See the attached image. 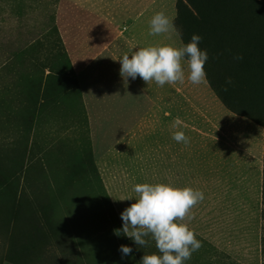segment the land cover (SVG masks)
<instances>
[{
	"label": "rangeland",
	"instance_id": "obj_1",
	"mask_svg": "<svg viewBox=\"0 0 264 264\" xmlns=\"http://www.w3.org/2000/svg\"><path fill=\"white\" fill-rule=\"evenodd\" d=\"M10 3L0 0V171L12 169L27 190L34 186L53 196V220L62 224L60 236L66 245L93 264H139L144 254L157 252L155 241L149 240L139 255L133 241L113 230L122 227L120 213L135 202L125 199L135 196V184L164 182L204 193L191 209L192 219L185 217L201 241L185 264H262L263 125L232 113L207 80L194 85L187 71L183 84L163 87L139 76L125 80L119 59L110 58L101 42L96 45L95 34L105 20L85 9L84 1L23 0L20 9ZM149 3L172 22L168 44H184L174 30L176 0ZM100 7H108L107 2ZM18 48L24 50L25 71L40 82L36 104L30 111L24 109L25 120L18 114L23 70L17 69V59L9 58ZM58 52L69 58L71 80L56 67ZM181 63L184 66L186 58ZM72 79L80 96L71 93ZM15 97L14 110L2 106L3 99ZM177 116L186 125L187 145L171 144ZM24 124L30 126L27 141ZM166 141L168 155L161 149ZM175 148L181 156L171 155ZM90 155L95 167L85 161L80 174L63 188ZM37 161L40 169L34 168ZM29 166L35 171L23 183ZM122 244L133 249L123 259L118 251ZM62 247L56 240L52 253L60 256Z\"/></svg>",
	"mask_w": 264,
	"mask_h": 264
},
{
	"label": "trees",
	"instance_id": "obj_2",
	"mask_svg": "<svg viewBox=\"0 0 264 264\" xmlns=\"http://www.w3.org/2000/svg\"><path fill=\"white\" fill-rule=\"evenodd\" d=\"M22 2L11 0L10 6L14 8L18 4L17 8L20 9ZM175 7L173 22L183 43L190 42L194 33L202 37L199 47L208 52L204 68L209 86L232 113L261 124L264 128V0H176ZM9 54V58L18 60L17 69L23 70L19 81L21 102L18 101V114L25 120L24 109L30 111L36 104L40 82L34 79V73L25 71L27 65L22 59V48L14 49ZM237 55L242 56V59H235ZM56 57L59 73L63 71L65 77L71 80L72 66L67 54L58 52ZM228 77H231L230 84H226ZM72 83L74 89L70 87L71 93L80 96L77 80L72 79ZM17 99H3L1 104L7 106L8 110H14L13 104ZM29 128L25 124L21 128L26 141ZM21 140L24 142L23 138ZM85 161L95 167L90 155L87 160L79 162L82 168L79 165L76 175L67 172L70 176L63 188L67 187L73 176L80 174ZM36 165L39 166L34 168L40 169L42 166L41 163ZM34 168H26L23 183L28 181ZM0 178V240L4 248L0 252V264L4 260L13 264H93L77 248L66 245L60 236L62 224L53 220V196L50 193L38 191L34 186L27 190L12 169L0 171ZM58 194L61 195L62 191H58ZM56 240L64 245L60 256L52 253L51 245ZM138 247L135 250L140 255L145 246ZM260 248L264 264V159Z\"/></svg>",
	"mask_w": 264,
	"mask_h": 264
},
{
	"label": "clouds",
	"instance_id": "obj_3",
	"mask_svg": "<svg viewBox=\"0 0 264 264\" xmlns=\"http://www.w3.org/2000/svg\"><path fill=\"white\" fill-rule=\"evenodd\" d=\"M173 25L164 12L154 13L149 21V34L159 35L167 33ZM202 37L192 34L190 42L179 47L173 44L149 45L137 47L130 54L125 53L120 58V74L125 80H135L139 76L143 81H154L157 86L185 82L194 85L206 83L204 65L208 60V52L201 49L199 44ZM186 58V64L181 61ZM235 59H242L237 55ZM231 77L226 79L230 84ZM166 116L170 113L165 112ZM181 119L177 116L172 121L174 131L171 136L177 143L187 145L189 138L185 135ZM135 196L121 213L122 227L114 229L118 237H128L138 246H147L149 240L155 241L157 252L144 254L139 264H185L193 252L201 247L193 229L185 222V217L192 219L191 209L204 199L201 190L190 186L178 187L172 183H137L133 186ZM123 200V199H121ZM139 248V247H138ZM118 251L121 258L128 257L133 249L122 244Z\"/></svg>",
	"mask_w": 264,
	"mask_h": 264
},
{
	"label": "crops",
	"instance_id": "obj_4",
	"mask_svg": "<svg viewBox=\"0 0 264 264\" xmlns=\"http://www.w3.org/2000/svg\"><path fill=\"white\" fill-rule=\"evenodd\" d=\"M81 1L85 2L83 3L85 9L102 16V21L105 20L103 21L105 22V25L103 24V27L98 29V32L95 34L94 38L96 40V45L101 42L100 46L105 49V51H108L107 53L110 54V58L112 59H119L125 53L130 54L131 51L136 50L135 48L137 47L168 44V32L159 35L149 34V21L152 18V14L156 13V11H153L150 6V0H139L140 2L135 5L126 3L124 5H118L119 3L116 4L113 2V0ZM104 1L107 2L108 7L101 8L100 2ZM175 15L176 14L174 13V16ZM174 30L175 32H178L176 28ZM90 34L92 33L89 31L87 36ZM195 140L197 144V139ZM167 143L168 141H166L165 145L162 143L163 146L161 149L168 155ZM173 143L176 145L178 144L176 141L171 142V144ZM180 144L182 145L183 143ZM198 145L195 151H198ZM175 150L176 151L172 152L171 155L178 157L180 155V153H178V148H175ZM178 173L180 172L175 171V174Z\"/></svg>",
	"mask_w": 264,
	"mask_h": 264
}]
</instances>
